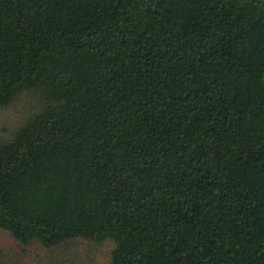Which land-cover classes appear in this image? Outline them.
<instances>
[{
  "label": "trees",
  "instance_id": "16d2710c",
  "mask_svg": "<svg viewBox=\"0 0 264 264\" xmlns=\"http://www.w3.org/2000/svg\"><path fill=\"white\" fill-rule=\"evenodd\" d=\"M0 230L109 264H264V0H0ZM1 253V251H0Z\"/></svg>",
  "mask_w": 264,
  "mask_h": 264
},
{
  "label": "rangeland",
  "instance_id": "374dc122",
  "mask_svg": "<svg viewBox=\"0 0 264 264\" xmlns=\"http://www.w3.org/2000/svg\"><path fill=\"white\" fill-rule=\"evenodd\" d=\"M39 106L34 94H21L6 108L0 109V137L17 129ZM113 243L94 244L74 239L57 248L40 245L22 246L0 230V264H109Z\"/></svg>",
  "mask_w": 264,
  "mask_h": 264
}]
</instances>
